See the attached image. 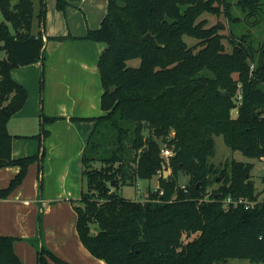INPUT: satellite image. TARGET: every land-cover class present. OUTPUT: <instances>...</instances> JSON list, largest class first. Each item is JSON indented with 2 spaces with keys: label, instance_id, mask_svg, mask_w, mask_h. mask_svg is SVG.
I'll list each match as a JSON object with an SVG mask.
<instances>
[{
  "label": "trees",
  "instance_id": "16d2710c",
  "mask_svg": "<svg viewBox=\"0 0 264 264\" xmlns=\"http://www.w3.org/2000/svg\"><path fill=\"white\" fill-rule=\"evenodd\" d=\"M67 2L57 0V6L64 9ZM238 3L248 16L262 12L264 19V0ZM46 6V0H38V8L34 0H0V43L7 52L0 57V167L21 166L0 198L45 153L48 130L42 127L34 135L39 151L14 157L7 124L28 97L12 69L41 58L44 65ZM230 11L228 0H108L101 25L86 35L105 43L99 59L104 113L88 118L95 125L81 156L87 186L74 207L81 241L107 264H217L231 258L264 264V199L252 177L254 164L232 160L220 167L210 160L218 135L233 150L264 157V44L252 46L246 34L235 42L221 32V20L208 24L206 14L221 12L239 24ZM148 32L160 46L145 37ZM136 58L139 65L128 63ZM43 90L42 70L41 95ZM161 142L173 152L168 176L160 171ZM181 174L189 177L185 184ZM156 175L158 187H150L146 199L119 192ZM228 196L258 201L226 206ZM14 240L0 235V264H22ZM49 258L70 264L42 246L37 264H49Z\"/></svg>",
  "mask_w": 264,
  "mask_h": 264
},
{
  "label": "crops",
  "instance_id": "0c3cea01",
  "mask_svg": "<svg viewBox=\"0 0 264 264\" xmlns=\"http://www.w3.org/2000/svg\"><path fill=\"white\" fill-rule=\"evenodd\" d=\"M34 2L37 7L38 0ZM46 5L41 27L44 65L41 58L12 69V77L27 89L28 97L7 124L14 136V157L39 151L40 142L34 135L42 127L48 130L45 153L42 162L29 165L21 184L0 198V235L15 237L14 250L22 264H37L42 246L70 264H107L81 241L74 204L87 186L81 156L95 125L88 118L104 113L99 59L105 43L86 35L101 25L108 0H68L64 9L57 6V0H46ZM38 30L35 23L34 32ZM20 169L19 164L0 167V189ZM49 264L60 263L49 258Z\"/></svg>",
  "mask_w": 264,
  "mask_h": 264
},
{
  "label": "rangeland",
  "instance_id": "374dc122",
  "mask_svg": "<svg viewBox=\"0 0 264 264\" xmlns=\"http://www.w3.org/2000/svg\"><path fill=\"white\" fill-rule=\"evenodd\" d=\"M228 1L230 2V8H231L230 14L232 16H238L240 18L239 24L235 25V22L224 12H221L219 16L206 14L209 18L208 24L211 25L217 22V20H221L225 26L224 29L221 30V32L229 36L232 35V37L235 39V42L241 41L240 39L241 36L243 34H246L247 43L250 42L251 45L254 47L263 45L264 44L263 13L259 12L256 16H248L245 11H242L241 6L238 3V0H228ZM224 9H225L224 5L221 4V10L223 11ZM0 18H2L1 12H0ZM223 40L226 42L227 45L226 49L227 50L229 48L231 49V44H229L228 39L224 38ZM188 42L190 44H193V43H197V40L193 38H189ZM6 56H7V52L5 49L1 48V43H0V57L3 58ZM128 63L132 65H139L140 59L138 58L132 59L128 61ZM254 64H252L251 67H253ZM207 72L209 74H212L210 71ZM263 87H264V83H263ZM236 110H234V112H236ZM161 145L162 147H165V144L163 142H161ZM161 156H162V168H163L164 166L166 167L168 160L164 158L162 152H161ZM210 160L216 166H220V167L230 165L232 160L252 162L254 164L252 169V177L256 183L257 190L260 191L259 198L264 197V159L263 158L258 159L254 157H249L240 150H233L225 143L223 136L218 135L215 136V152L211 156ZM96 165L99 164L96 163ZM179 180L182 184H185L189 180V177L181 174L179 176ZM158 182H159L158 175L154 176L152 179H140L139 182L135 185H131V184L122 185L119 189V192L128 198L134 200L135 199L143 200L148 197L147 195L149 193V186L151 185V187L154 188V185L157 184ZM216 185L217 184H214L213 186L215 187ZM248 263L249 261L245 259L231 258L228 260L218 262L217 264H248Z\"/></svg>",
  "mask_w": 264,
  "mask_h": 264
},
{
  "label": "built area",
  "instance_id": "2783aa9c",
  "mask_svg": "<svg viewBox=\"0 0 264 264\" xmlns=\"http://www.w3.org/2000/svg\"><path fill=\"white\" fill-rule=\"evenodd\" d=\"M173 152H172V149L170 148V147H163L162 148V155L164 156V158L166 159V160H168L169 159V156L172 154ZM263 159H264V157H263ZM161 172H166V171H168V172H170V169H166L165 168V166L162 168V170H160ZM156 187H158V185L157 186H155L153 189H156ZM161 193H163V190H161L160 191ZM264 199V197H262V198H260L259 200H263ZM258 200H249V199H247V198H244V197H236V198H234V197H232V196H228L227 198H225V200H224V202H225V205L226 206H229V204H231V203H233V204H235V205H238V204H240V203H245L247 206H249V205H255L256 204V202H257Z\"/></svg>",
  "mask_w": 264,
  "mask_h": 264
},
{
  "label": "water",
  "instance_id": "95a60500",
  "mask_svg": "<svg viewBox=\"0 0 264 264\" xmlns=\"http://www.w3.org/2000/svg\"><path fill=\"white\" fill-rule=\"evenodd\" d=\"M145 37L147 39H149L154 45L156 46H160L161 44L157 41L155 35H153L151 32H148L145 34ZM115 85L111 87V91H113L115 89ZM166 174L168 173V171L165 172Z\"/></svg>",
  "mask_w": 264,
  "mask_h": 264
}]
</instances>
